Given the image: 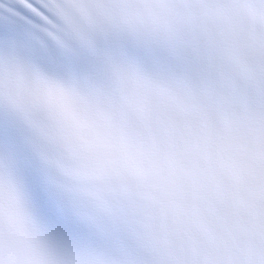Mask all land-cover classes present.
<instances>
[{
  "label": "snow or ice",
  "instance_id": "1",
  "mask_svg": "<svg viewBox=\"0 0 264 264\" xmlns=\"http://www.w3.org/2000/svg\"><path fill=\"white\" fill-rule=\"evenodd\" d=\"M16 4L0 264H264V0Z\"/></svg>",
  "mask_w": 264,
  "mask_h": 264
}]
</instances>
